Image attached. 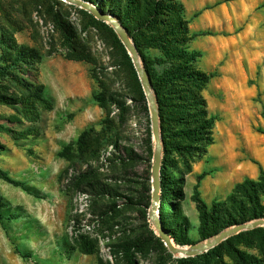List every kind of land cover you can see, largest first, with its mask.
<instances>
[{
  "label": "rangeland",
  "instance_id": "374dc122",
  "mask_svg": "<svg viewBox=\"0 0 264 264\" xmlns=\"http://www.w3.org/2000/svg\"><path fill=\"white\" fill-rule=\"evenodd\" d=\"M83 1L128 33L129 23L120 16H144L146 3L154 0H141L140 9L131 11L126 0ZM179 1L199 35L193 45L221 40L226 49L214 66L204 49L197 64L214 73L203 91L215 117L213 143L187 149L183 140L163 139L185 126L171 124L164 133L160 127L153 200L149 106L146 100L145 111L137 71L111 23L64 0H0V39L13 36L38 51V69L24 66L19 75L42 85L50 102L48 109L38 108L36 121L0 103V170L28 189L0 178V264H237L228 243L264 264V227L243 231L189 262L167 249L157 229L156 221L179 238L181 245L170 237L174 247L204 242L226 228L207 237L196 198L208 210L221 203V222L234 186L257 182L264 169V47H245L250 21L264 10V0ZM203 13L213 22L206 28ZM243 53H254L251 67ZM228 80L235 88L220 89ZM94 96L109 102L101 106ZM258 198L264 205V195Z\"/></svg>",
  "mask_w": 264,
  "mask_h": 264
},
{
  "label": "trees",
  "instance_id": "16d2710c",
  "mask_svg": "<svg viewBox=\"0 0 264 264\" xmlns=\"http://www.w3.org/2000/svg\"><path fill=\"white\" fill-rule=\"evenodd\" d=\"M126 6L130 11L132 7L140 9L141 0H126ZM146 15L137 17L120 16V22L126 20L127 31L140 56L145 72L147 73L152 90L157 102L158 116L160 119L161 132L171 124L183 125L171 135H163V139H180L188 143L185 148L195 149L207 147L213 143V123L215 117L208 112V105L203 91L214 73H206L197 68V62L201 52L190 48V42L197 36L189 30V20L185 17L184 5L179 0H154L146 3ZM130 18V19H128ZM0 103L12 107L16 113L27 121H36L38 108L48 109L50 102L43 96L42 85L21 77V68L30 67L37 70L41 56L37 50L17 44L13 36H5L0 39ZM146 50H157L158 56L149 55ZM125 58L130 57L125 52ZM76 59H82L76 57ZM162 66L159 70L158 67ZM10 88L14 91L8 94ZM139 98L146 111V99L143 91L139 89ZM101 105L108 100L94 96ZM203 150V149H202ZM0 178L6 182L20 187L28 192L27 187L20 181L11 179L5 172L0 170ZM163 189V187H162ZM258 193L264 195V169L259 172L257 182L244 180L237 183L227 199L228 207L224 209V219L218 222L216 219L221 203L214 204L207 209L202 200L196 198V208L200 214L202 227H208L207 237L218 232L219 229L227 228L240 222L264 217V205L258 198ZM5 203L0 197V225L4 227V218L1 213ZM163 208L161 213L163 214ZM250 230L246 233H253ZM239 233L232 238H240ZM170 237L177 243L182 244L175 235ZM228 238L225 242H230ZM227 246L237 256V264H259L256 257L242 252L230 243ZM217 246L213 249L216 250ZM129 254V253H127ZM193 257L182 258V262L192 261ZM130 264H135L129 261Z\"/></svg>",
  "mask_w": 264,
  "mask_h": 264
},
{
  "label": "water",
  "instance_id": "95a60500",
  "mask_svg": "<svg viewBox=\"0 0 264 264\" xmlns=\"http://www.w3.org/2000/svg\"><path fill=\"white\" fill-rule=\"evenodd\" d=\"M64 1H67L68 3L71 4H75L78 7L90 12L98 20L111 23L114 31L116 32L122 44L124 45L125 49L127 50L128 56L131 58L133 62L139 80L141 82L142 90L144 92L145 98L149 106L151 132L155 140V150L153 154L152 167H151V175H152L151 194H152V199L155 200L157 196V192L159 190V169H160V160H161V135H160V126H159V116H158L157 102L153 94L151 82L147 73L144 70L138 52L126 30L122 28V26L118 22H116L111 15L101 11L96 6L88 2H85L83 0H64ZM156 225L162 242L172 254H178L182 257H193L208 251L209 249L220 244L221 242L243 231H249L257 227H264V218H258L247 222H240L234 224L220 231L219 233L213 235L212 237L208 238L204 242L192 245L190 248L174 247L170 243L171 242L170 236L168 235L167 231L158 223V221H156Z\"/></svg>",
  "mask_w": 264,
  "mask_h": 264
},
{
  "label": "crops",
  "instance_id": "0c3cea01",
  "mask_svg": "<svg viewBox=\"0 0 264 264\" xmlns=\"http://www.w3.org/2000/svg\"><path fill=\"white\" fill-rule=\"evenodd\" d=\"M205 14V18L207 19V24L204 28H206L207 26H209L210 24H212L213 22L211 21V17L209 14L207 13H203V15ZM257 14H259L258 17H254L251 19L250 23H251V26L249 27V33L246 38V41H247V44H245V47H249V46H252L253 45V48H257V49H262L264 47V10L263 11H260L258 12ZM260 28V29H259ZM192 26L190 25V22H189V30L191 33H194L196 34L197 31H192ZM251 29H253L255 32H253ZM200 31V30H198ZM199 35H197L194 39H196ZM202 36V35H201ZM194 39L190 42V48L192 49H195V50H198L201 52V57H202V53L205 50H208L209 51V56L208 58L211 60V64H214L216 63V61L219 59L221 53H223L226 49V46L224 44V42L221 40H214L212 42V40H207V43L203 45L202 48L196 46V45H193V41ZM253 56H254V53L252 55L250 54H244L243 53V58L247 59L248 62H249V65L250 67L253 65L252 63L254 62V59H253ZM200 57V59H201ZM200 59L198 60V62L200 61ZM197 62V64H198ZM235 88L233 87V81H226L225 85H222V87H220V89L222 90H228L229 88ZM240 91H242V87L239 88ZM255 90V88H254Z\"/></svg>",
  "mask_w": 264,
  "mask_h": 264
},
{
  "label": "bare ground",
  "instance_id": "6f19581e",
  "mask_svg": "<svg viewBox=\"0 0 264 264\" xmlns=\"http://www.w3.org/2000/svg\"><path fill=\"white\" fill-rule=\"evenodd\" d=\"M171 244H173L172 242H170Z\"/></svg>",
  "mask_w": 264,
  "mask_h": 264
}]
</instances>
